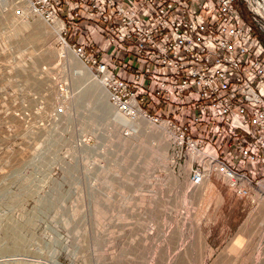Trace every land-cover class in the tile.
Listing matches in <instances>:
<instances>
[{
  "label": "rangeland",
  "instance_id": "rangeland-1",
  "mask_svg": "<svg viewBox=\"0 0 264 264\" xmlns=\"http://www.w3.org/2000/svg\"><path fill=\"white\" fill-rule=\"evenodd\" d=\"M15 3L0 0V264H264V196L240 199L221 180L195 192L210 206L173 207L167 183L180 200L190 196L172 177L153 187L143 181L151 221L104 215L117 184L132 178L131 142L116 131L98 78L78 73L51 25ZM187 208L194 213L179 221ZM169 209L175 221L159 220Z\"/></svg>",
  "mask_w": 264,
  "mask_h": 264
},
{
  "label": "built area",
  "instance_id": "built-area-1",
  "mask_svg": "<svg viewBox=\"0 0 264 264\" xmlns=\"http://www.w3.org/2000/svg\"><path fill=\"white\" fill-rule=\"evenodd\" d=\"M27 1L61 24L62 45L104 77L120 114L138 103L144 118L174 129L168 162L190 195L202 176L225 173L236 197L261 200L264 0Z\"/></svg>",
  "mask_w": 264,
  "mask_h": 264
},
{
  "label": "bare ground",
  "instance_id": "bare-ground-1",
  "mask_svg": "<svg viewBox=\"0 0 264 264\" xmlns=\"http://www.w3.org/2000/svg\"><path fill=\"white\" fill-rule=\"evenodd\" d=\"M16 2L17 3L15 4L17 5L19 4L20 7H23L25 2H27L30 10L33 12L35 16L43 20L45 23L51 25V27L49 26V32L55 34L57 37H60V43H61L62 37L60 35V32H61L60 23L55 22V21L53 23L46 21L45 18H43L40 14H36V12L31 8L27 0H16ZM38 31H39L38 26L35 27L33 30H31L28 36V41L29 40L32 42L35 41L37 37L36 34L38 33ZM61 46L63 47L64 50L66 49L68 53L69 51L71 52V50H69L67 47L62 45V43H61ZM71 56L75 58L76 69L78 73L90 76V71H91L92 74L96 77L93 70L86 64L84 66V64H82L83 62L77 56H75L72 52H71ZM98 80L101 84H103L102 87L104 88L103 89L104 92L100 91L101 95L104 98L108 97L107 99H110L111 101L112 95L109 94L108 91L106 90L107 88L104 85V77ZM101 95L100 97H102ZM111 107L113 106L111 105ZM128 107L130 108V110H132L131 113H133V115L129 116V118H125L122 114H120L116 109L117 107H113L117 113H114V115H112V122L115 126L116 131L119 133V135L125 139H129L131 142L130 150L132 153V158L134 159V162H133L134 166L131 167L132 168V171H131L132 178L129 183L122 182V183L117 184L116 200L113 204V209L103 210V213L104 215H110V216L112 215L113 220L118 221V222L120 221L121 222H148L152 220V216L150 215V210L152 209V208L150 209V207L152 206V204H149L148 207L146 205V207L144 208L145 209L144 211L139 210V207H138L139 203H142V202L148 203L151 200L149 198V195L151 194V188L147 186L144 187V185L146 184L143 181H146L148 185L153 187L155 185L160 186L161 185L160 182L162 181L163 183L164 181H166L167 183L169 178L174 177L173 172H172V168H174L173 167L174 160L168 162L170 158L168 157V144L172 142V139L175 141V136H174L175 132H174V129L167 123H160V122L157 123L155 121L144 118V115L140 113L139 111L140 107L138 103L135 104L133 102H130V104H128ZM142 175H145L147 177L142 178L141 177ZM205 175L207 176L209 174H205ZM222 177H224L225 179L228 178L225 175V173H224V176L220 175L218 176V178H220V180L224 184H228V182ZM183 180L184 182H181L182 187H186L185 185H187L186 184L187 181H185L184 177H183ZM201 180L202 181H200V187L198 186L197 187L205 191V193L203 194H206L207 192H211L212 188H215V185L210 181V179L208 178L206 179L204 176H202ZM171 183L172 182L167 183L165 188H168L166 198L168 199L172 198L174 200L173 207L182 206L186 208V206H189V205H186L185 203L186 201H188V203L192 206L193 204H197L196 208L205 207L208 205L210 206V203L204 204L203 206L199 205V202L197 200L198 198L195 197V195L189 194L190 197L188 198V200H186V196L183 194L182 200H180L178 198L180 191L177 192L174 186L171 189V187H169V184ZM208 185H209V188H207ZM197 187L193 186V188L195 189ZM125 190H130L129 191L130 193H126ZM201 190H199L198 193L201 192ZM131 192H134V193L140 192L144 195L145 199L140 201L142 196L140 195L134 196L131 194ZM263 195L264 194H262V196ZM129 201L131 202V205H128ZM133 202H135L136 205ZM165 204H171V203L165 202ZM135 206H136V209H134ZM164 206H167V205H164ZM192 206H189V207H192ZM167 212L171 214L166 215V219L160 218L159 220L167 221L173 218L172 221H175V216L178 214H174L173 209H169ZM186 213L188 212L185 211L184 214L186 215ZM185 215H181V218ZM179 221L184 222L185 219L182 218V220H179ZM169 233H173L170 227L166 228V230H164L163 232L161 231V234L165 237L168 236ZM180 235L184 237L187 235L183 228H181L180 230Z\"/></svg>",
  "mask_w": 264,
  "mask_h": 264
}]
</instances>
